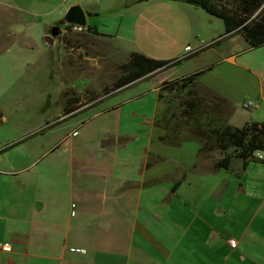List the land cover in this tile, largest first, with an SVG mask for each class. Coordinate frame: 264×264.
<instances>
[{
  "label": "crops",
  "instance_id": "crops-1",
  "mask_svg": "<svg viewBox=\"0 0 264 264\" xmlns=\"http://www.w3.org/2000/svg\"><path fill=\"white\" fill-rule=\"evenodd\" d=\"M75 4L87 15L83 33L63 24ZM199 9L165 0H0V27L42 25L49 35L61 26L59 39L83 35L92 41L72 44L98 51L108 44L119 63L133 52L180 61L91 103L90 64L101 57L72 58L78 71L66 62L89 85H71L65 96L72 91L76 103L48 124L41 142L0 160V264H264L261 151L214 169L212 160H198L199 142L166 145L154 123L161 84L204 70L196 86L229 100L231 125L264 123V55L250 57L242 35L225 36L224 23ZM11 32L0 35V50L15 39ZM150 79L155 98L134 105L142 93L124 94Z\"/></svg>",
  "mask_w": 264,
  "mask_h": 264
},
{
  "label": "rangeland",
  "instance_id": "rangeland-1",
  "mask_svg": "<svg viewBox=\"0 0 264 264\" xmlns=\"http://www.w3.org/2000/svg\"><path fill=\"white\" fill-rule=\"evenodd\" d=\"M199 10L201 14L209 16L204 10ZM213 20L217 22L216 24H223L221 19L213 17ZM26 25L13 23L7 27H0V35L6 29H10L12 30L11 33L16 36L15 39L14 37L11 38V43L3 44V47H6L4 50H0L4 51L0 55V111L3 114V124L0 125L1 161H8L9 158L16 157V154H21L25 147L29 148L31 144L43 140L41 139L42 136L52 129L46 131L45 128L48 124H52L57 116H61L64 113L68 106V100L72 99V104L76 103L75 98L72 96L74 95L72 91L68 95L69 99L65 96L66 91L71 90L72 84L77 89L89 85L87 78L82 76L74 77L71 67L78 71L80 64L77 59L72 58L82 56L101 57V61L97 62V64H92L93 62L90 64V70L95 80L92 81L90 95L85 96L87 97V103H91L92 100L114 91L115 83L121 78L117 65L127 60L123 58L120 63L115 62L119 59L114 55L113 49L108 44L105 47L101 46L103 48H98L99 51L94 48H76V45H73L72 42L84 44L92 41L83 35L66 33L65 37H60L59 39L58 37L62 35L61 32L56 37L58 38L56 44L50 46L45 41L47 34L42 25L34 27ZM207 26V23H203L201 30L197 27L196 29L203 34V32L207 31ZM212 28L216 29L215 27ZM215 31H218V28ZM61 41L67 42L69 45L65 44L63 46ZM197 42L198 40L195 38L193 45L197 44ZM201 45H205V42L201 43ZM71 47H74L72 52L70 50L72 49ZM8 48L9 50H7ZM190 48L192 49L191 51L195 50L192 47ZM249 49L254 50L249 54L250 57L258 59L264 55V50L260 48L249 47ZM187 53L192 52L186 51ZM102 58H104V61ZM70 60H73L76 64L74 66L71 64L72 66L69 67L66 62L71 63ZM154 83H156V80L151 79L139 83L135 87L128 89L124 95L131 97L132 94L136 93L139 98L142 93V98L138 99V101L135 100L133 104L145 106L147 102L155 98V94L152 93V90H149ZM105 90L108 91L106 92ZM232 123L238 122L232 120ZM44 142L42 141V143ZM17 143L19 144L15 147L13 153L8 154L6 149ZM42 146L48 147L45 144L39 147Z\"/></svg>",
  "mask_w": 264,
  "mask_h": 264
},
{
  "label": "trees",
  "instance_id": "trees-1",
  "mask_svg": "<svg viewBox=\"0 0 264 264\" xmlns=\"http://www.w3.org/2000/svg\"><path fill=\"white\" fill-rule=\"evenodd\" d=\"M165 1L187 3L221 19L225 36L240 34L250 48L264 45V0ZM71 27L66 26L67 30ZM179 63V60H158L133 52L124 63L117 65L121 78L113 90L162 73ZM205 71L161 84L154 123L164 131L160 137L164 144L178 147L184 142L197 141L200 144L198 160L209 159L214 169H228L234 159L252 160L257 151H264V123L246 124L242 128L231 125L229 120L234 108L229 100L214 90L196 86ZM72 102L68 100L65 114L71 111Z\"/></svg>",
  "mask_w": 264,
  "mask_h": 264
},
{
  "label": "water",
  "instance_id": "water-1",
  "mask_svg": "<svg viewBox=\"0 0 264 264\" xmlns=\"http://www.w3.org/2000/svg\"><path fill=\"white\" fill-rule=\"evenodd\" d=\"M63 24L66 26L76 25L83 28L87 26V15L80 4H75L67 10L63 18ZM60 33L61 27L54 26L51 29V33L45 38L46 43L50 46L54 45L55 38Z\"/></svg>",
  "mask_w": 264,
  "mask_h": 264
},
{
  "label": "built area",
  "instance_id": "built-area-1",
  "mask_svg": "<svg viewBox=\"0 0 264 264\" xmlns=\"http://www.w3.org/2000/svg\"><path fill=\"white\" fill-rule=\"evenodd\" d=\"M72 27L70 28V30L74 31V32H84V28L83 27H80V26H76V25H71ZM249 105H245V107H248ZM75 135H77V132L75 133ZM255 159H257L258 161H261L264 163V151H261V152H257L255 154ZM230 245L232 248H236L237 246V241L236 240H232L230 242Z\"/></svg>",
  "mask_w": 264,
  "mask_h": 264
},
{
  "label": "flooded vegetation",
  "instance_id": "flooded-vegetation-1",
  "mask_svg": "<svg viewBox=\"0 0 264 264\" xmlns=\"http://www.w3.org/2000/svg\"><path fill=\"white\" fill-rule=\"evenodd\" d=\"M61 27V26H60ZM61 29H62V27H61ZM58 37V36H57Z\"/></svg>",
  "mask_w": 264,
  "mask_h": 264
}]
</instances>
